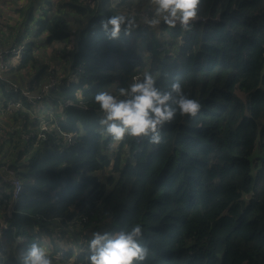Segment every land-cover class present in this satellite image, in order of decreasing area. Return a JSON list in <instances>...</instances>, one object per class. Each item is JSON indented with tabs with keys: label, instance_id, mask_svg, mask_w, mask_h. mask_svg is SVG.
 <instances>
[{
	"label": "trees",
	"instance_id": "16d2710c",
	"mask_svg": "<svg viewBox=\"0 0 264 264\" xmlns=\"http://www.w3.org/2000/svg\"><path fill=\"white\" fill-rule=\"evenodd\" d=\"M148 7L27 0L0 24V47L26 46L7 78L38 91L52 72L59 80L34 112L56 115L49 138L24 142L21 125L0 141V171L9 163L23 184L13 198L0 181V264H20L33 240L47 242L54 264H87V249L56 239L94 217L111 234L140 224L142 264H264V0H201L198 16L208 18L188 31L142 28L138 13ZM114 14L139 25L110 38L100 22ZM145 71L158 87L179 79L200 112L165 123L159 144L115 142L98 123L95 94L117 95ZM0 95L18 98L4 83ZM26 107L13 119L25 114L27 129ZM61 131L75 142L66 146Z\"/></svg>",
	"mask_w": 264,
	"mask_h": 264
},
{
	"label": "clouds",
	"instance_id": "9594fccd",
	"mask_svg": "<svg viewBox=\"0 0 264 264\" xmlns=\"http://www.w3.org/2000/svg\"><path fill=\"white\" fill-rule=\"evenodd\" d=\"M201 0H149L148 15L144 23L151 28L162 24L169 28L177 25L185 31L191 29L198 18ZM101 27L110 38H118L122 28L138 27L135 16L114 14L101 20ZM95 103L102 113L98 121L103 133L115 142L126 136L148 138L150 143L162 141L161 130L165 123L177 115L196 117L201 103L185 93L179 79L164 87L157 86V76L145 71L134 77L118 94L100 90L95 94ZM144 229L133 224L127 230L114 234L93 232L88 240L87 264H142L149 254L143 243ZM20 264H54L47 248L33 240L23 254Z\"/></svg>",
	"mask_w": 264,
	"mask_h": 264
},
{
	"label": "built area",
	"instance_id": "2783aa9c",
	"mask_svg": "<svg viewBox=\"0 0 264 264\" xmlns=\"http://www.w3.org/2000/svg\"><path fill=\"white\" fill-rule=\"evenodd\" d=\"M16 2L15 6L11 9V13H15V8L20 5L25 4L27 0H13ZM93 0H88V2H92ZM5 7L4 0H0V13L1 10ZM149 8V7H148ZM148 8L143 9L138 13L140 18V24L142 28H151L144 23L145 16L148 15ZM208 17L198 16V18L193 22V24L199 21H206ZM215 19H218L215 18ZM26 50V46L20 44L18 46H7L0 47V84L4 83L7 87L12 89V93H14L18 98L17 99H6L5 97L0 95V141L7 140L10 132L13 130H19L20 126L23 125L21 130V134L24 142H29L33 138L39 140H47L49 138V133L52 129V122L55 121L56 115L53 117L47 118L44 113H39L38 116L34 114L35 111L39 110L41 106L44 105V97L45 95H50L51 89L55 87L58 83V76L55 72H52L46 82L41 85L40 90H31L28 87H21L17 82L13 81L11 78H7L4 69L8 62L17 61L20 59ZM135 77H141V74L135 75ZM71 103V102H70ZM26 104L29 107H26ZM27 108L32 115L33 120L29 119L30 122L33 121L37 125V129L33 130L30 122L28 124V128L24 126L23 123L28 120L25 118V114L21 115V119L17 121L14 126L13 116L18 113L19 109ZM54 118V119H53ZM61 134L64 136L66 146L72 145L75 140L70 133L61 131ZM0 181L4 184H8L12 187L13 198H17L22 191L23 184L21 178L16 173L15 169L9 164L4 163L1 165L0 171ZM1 221V220H0ZM6 224L4 222L1 223V228H5ZM22 241H27V237L21 239ZM62 253H60L57 258H62Z\"/></svg>",
	"mask_w": 264,
	"mask_h": 264
},
{
	"label": "rangeland",
	"instance_id": "374dc122",
	"mask_svg": "<svg viewBox=\"0 0 264 264\" xmlns=\"http://www.w3.org/2000/svg\"><path fill=\"white\" fill-rule=\"evenodd\" d=\"M42 56H43V58L48 59V56H46L45 53H43ZM16 123L17 122L13 119V123L12 124L15 126ZM32 123H33V121L30 122V124H32ZM79 177H80L79 175H76L75 176V180H78ZM94 216H97V215H94ZM1 217L2 216H0V218ZM92 219L94 221L91 222L90 224H88L86 227L85 226L83 227V226L80 225V226H77V227H74V228H70L68 230V232L70 233L69 235H67L65 237L63 236L62 239H60V237H59V239L58 238L56 239L57 244L59 246L64 247V249H66V250L69 249L70 247H73V248L76 249L77 252L85 251L87 249V245H88V240H89V239H87L88 236L92 235V233L96 232V231H99L101 233L108 232V230L110 228L105 223L100 222V221L99 222L96 221L95 217L92 218ZM102 220L103 219H101V221ZM96 223L98 224L97 226H95ZM86 232H87V234L85 235ZM42 246H44L45 248L48 247V249H49V246H48L47 242H45V241L42 242Z\"/></svg>",
	"mask_w": 264,
	"mask_h": 264
},
{
	"label": "crops",
	"instance_id": "0c3cea01",
	"mask_svg": "<svg viewBox=\"0 0 264 264\" xmlns=\"http://www.w3.org/2000/svg\"><path fill=\"white\" fill-rule=\"evenodd\" d=\"M4 3H5V7L1 10V13H0V24H2L4 21H7L9 17L12 16L11 9L16 4V2L13 0H4ZM2 211L3 210H1L0 213H2Z\"/></svg>",
	"mask_w": 264,
	"mask_h": 264
}]
</instances>
